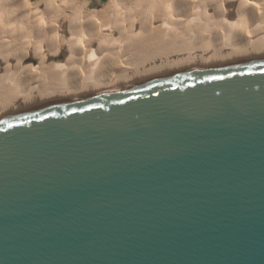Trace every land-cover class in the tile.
I'll return each mask as SVG.
<instances>
[{
  "label": "water",
  "instance_id": "water-1",
  "mask_svg": "<svg viewBox=\"0 0 264 264\" xmlns=\"http://www.w3.org/2000/svg\"><path fill=\"white\" fill-rule=\"evenodd\" d=\"M0 264H264V56L0 117Z\"/></svg>",
  "mask_w": 264,
  "mask_h": 264
},
{
  "label": "bare ground",
  "instance_id": "bare-ground-1",
  "mask_svg": "<svg viewBox=\"0 0 264 264\" xmlns=\"http://www.w3.org/2000/svg\"><path fill=\"white\" fill-rule=\"evenodd\" d=\"M0 0V117L264 56V0Z\"/></svg>",
  "mask_w": 264,
  "mask_h": 264
},
{
  "label": "rangeland",
  "instance_id": "rangeland-1",
  "mask_svg": "<svg viewBox=\"0 0 264 264\" xmlns=\"http://www.w3.org/2000/svg\"><path fill=\"white\" fill-rule=\"evenodd\" d=\"M30 2H35L36 0H29ZM90 8H100L101 4L99 0H87Z\"/></svg>",
  "mask_w": 264,
  "mask_h": 264
}]
</instances>
